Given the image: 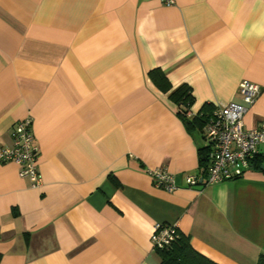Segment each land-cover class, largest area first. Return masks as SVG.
<instances>
[{
	"label": "crops",
	"instance_id": "1",
	"mask_svg": "<svg viewBox=\"0 0 264 264\" xmlns=\"http://www.w3.org/2000/svg\"><path fill=\"white\" fill-rule=\"evenodd\" d=\"M242 80L261 88L243 116L253 128L264 0H0V144L30 117L42 178L32 187L0 162V264H161L156 223L217 264H256L264 170L188 186L202 175V129L171 97L187 86L188 115L210 112L240 102ZM157 167L175 190L154 186Z\"/></svg>",
	"mask_w": 264,
	"mask_h": 264
},
{
	"label": "built area",
	"instance_id": "2",
	"mask_svg": "<svg viewBox=\"0 0 264 264\" xmlns=\"http://www.w3.org/2000/svg\"><path fill=\"white\" fill-rule=\"evenodd\" d=\"M165 6H173L175 0H158ZM240 102L216 103L202 126V145L208 158L203 175L188 174V186L209 185L241 177L251 166V159L264 144V121L247 128L243 116L258 98L261 88L249 80L238 86ZM32 119L16 121L10 131L11 144H0V162H13L18 166L19 177L29 179L32 187L41 185L37 169L38 146L31 130ZM155 187L171 192L177 188L174 177L163 167L149 171ZM177 235L174 223H156L151 234L153 248L166 249Z\"/></svg>",
	"mask_w": 264,
	"mask_h": 264
},
{
	"label": "trees",
	"instance_id": "3",
	"mask_svg": "<svg viewBox=\"0 0 264 264\" xmlns=\"http://www.w3.org/2000/svg\"><path fill=\"white\" fill-rule=\"evenodd\" d=\"M156 71H153L155 73ZM152 79L162 87V77L159 74H153ZM171 97L177 102L178 113L187 120V124L191 127H198L200 132L207 115L211 112L200 111L197 114L188 115V108L191 103V92L187 86H181L176 91L171 93ZM211 108V107H210ZM202 132V131H201ZM200 152V167L202 175L205 172V167L208 161L206 148L203 145L199 147ZM251 166L264 170V154L257 152L251 159ZM161 255V264H217L197 252L189 243V239L180 236L177 230V235L171 245L166 249H156ZM256 264H264V254H260Z\"/></svg>",
	"mask_w": 264,
	"mask_h": 264
}]
</instances>
